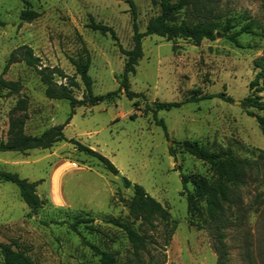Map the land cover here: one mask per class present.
<instances>
[{
	"label": "rangeland",
	"instance_id": "1",
	"mask_svg": "<svg viewBox=\"0 0 264 264\" xmlns=\"http://www.w3.org/2000/svg\"><path fill=\"white\" fill-rule=\"evenodd\" d=\"M133 2L137 28L142 32L159 12V0ZM219 9L235 21H241V13L246 12L255 21L256 31L264 29V0H219ZM28 10L37 14L31 20L26 18ZM191 14L188 9L178 17L193 20ZM91 20L113 28L116 40L90 28ZM237 39L240 47L221 36L198 43L144 36L142 56L127 76L128 89L135 97L128 99L122 89L96 105L75 107L62 130L66 140L48 149L0 152V170L29 181L41 180L36 193L45 200L35 214L28 215L16 186L0 180V242L14 241L36 264H98L99 256L86 242L116 252L117 261L129 264H217L220 243L225 264H264V156L260 154L264 134L247 112L264 116V110L241 104L257 71L254 59L264 57V34H241ZM21 45L31 47L41 67L58 68L68 76L54 74L57 83L75 82L71 89L77 99L86 100L84 86L70 58L89 57L94 95L114 91L124 64L119 45L123 49L133 46L129 7L124 0H0V78L21 85L18 93L7 94L6 88L0 91L2 139L8 111L20 96L28 100L25 132L31 135L65 123L70 111L67 100L45 96V85L33 67L16 61L4 71L8 56ZM219 92L232 100L210 98L157 111L168 138L145 110L154 102ZM260 95L264 101V92ZM69 139L107 157L122 177L142 186L169 211L170 225L165 228L156 223L147 232L149 242L138 257L131 254L124 232L105 222L108 217L132 221L125 206L132 190L95 158L78 151ZM185 139L200 142L208 151L227 149L253 162L246 183L234 190L230 206L223 204L221 230L208 216L204 201L198 203L199 213L186 212L185 196L179 194V171L208 181L214 175L208 163L172 143ZM171 146L174 157L168 152ZM187 189L193 191L191 181ZM82 218L92 219L90 226L81 223L73 231L70 223ZM132 226L137 229L139 221ZM0 264H4L1 253Z\"/></svg>",
	"mask_w": 264,
	"mask_h": 264
},
{
	"label": "trees",
	"instance_id": "2",
	"mask_svg": "<svg viewBox=\"0 0 264 264\" xmlns=\"http://www.w3.org/2000/svg\"><path fill=\"white\" fill-rule=\"evenodd\" d=\"M124 2L128 5L131 14L133 46L131 49H123L119 45V50L124 55V64L119 87L114 91L99 95L92 93V80L88 74V56L85 59L70 58L71 63L75 67V72L79 75L84 86V98L86 99L84 100L77 99L72 95L71 86L76 85L75 82L69 81L67 84L57 83L54 80V74L60 78H68V76L61 69L55 68L53 70L46 66L41 67L38 63L39 59L34 56L31 47L21 45L10 53L5 62L4 71L10 64L16 61H23L27 66L33 67L40 81L45 85V96L50 99L67 100L70 111L65 123L52 125L38 135H31L25 132L28 100L25 96H20L8 111L6 137L4 139L0 138V152L24 153L30 149H48L54 143L66 140L62 130L74 114L75 107L86 104L96 105L109 99L122 89L128 99L135 97L136 93L128 89L127 76L134 71L137 60L142 56L141 39L144 36L156 35L168 40L183 38L194 43L202 40L212 41L221 36L235 46L240 47L241 45L237 39L239 35L253 34L262 37L264 34V29L256 31L254 27L255 21L246 12L241 13V21H235V17L227 15V12H220L219 0H159V12L148 20L145 30L139 32L135 21L136 11L134 2L133 0H124ZM188 9H191L193 20L178 17L181 12L188 11ZM25 14L28 20L33 19L37 15L29 10ZM88 26L102 34L109 33L116 40L115 32L110 26L95 23L93 20H91ZM236 26L238 28L233 30ZM254 66L257 68V71L248 84V94L242 99L241 104L247 108L264 110V101L260 95V93L264 92V57L254 59ZM4 88L9 90L7 94H13L20 92L21 85L17 81H6L0 78V91ZM210 98H219L225 102L232 100L231 97L225 95L223 92L203 95L193 93L192 96L181 101L154 102L152 105H147L145 110L152 113L155 123L163 128L165 136L168 138L164 121L156 117L157 111L170 110L178 108L187 102H196ZM247 112L248 115L255 118L258 127L264 134V116L254 114L250 110ZM68 141L78 151L95 158L111 174L116 175L118 173L116 166L98 151L75 139H69ZM172 143L181 151L209 164L214 175L211 181L203 179L199 175H187L179 171L181 182L179 194L185 196L186 212L188 215L199 213L200 206L198 203L204 201L208 216L215 221L217 228L221 230L224 226L223 204L226 203L230 206L234 190L246 183V177L248 172L253 168V162L246 158H239L227 149L208 151L196 140L185 139L172 141ZM168 152L174 157V146L168 147ZM260 154L264 156V151L260 152ZM176 168H178L177 165ZM0 180L10 182L16 186L21 200L29 209L28 215L35 214L45 203V200L40 198L36 193V187L41 180L29 181L26 178H20L17 173L4 170H0ZM121 180L125 187L131 184L126 177H122ZM190 181L193 183V191L187 189V183ZM132 185V195L125 204L127 217L132 221L129 222L119 217H108L105 222L118 227L124 232L131 245V254L138 257L139 253L145 249L149 242L147 232L154 230L158 222L166 228L171 223V216L167 208L151 197L142 186L138 184ZM91 221L92 219L89 218L77 219L70 223V228L76 231L79 224L83 223L86 226H90L87 224ZM134 221H139L137 229L132 226V222ZM172 228L173 225L171 226ZM167 241L168 237H165V243ZM14 244V241L12 243L0 242V253L4 264H36L23 250L17 249V246ZM86 244L99 256L98 264H129V261H117L116 252L114 251L101 250L92 243L86 242ZM217 248L216 263L225 264L226 253L222 243Z\"/></svg>",
	"mask_w": 264,
	"mask_h": 264
},
{
	"label": "water",
	"instance_id": "3",
	"mask_svg": "<svg viewBox=\"0 0 264 264\" xmlns=\"http://www.w3.org/2000/svg\"><path fill=\"white\" fill-rule=\"evenodd\" d=\"M116 176L119 177L120 179H122V176H121L120 173H117ZM128 188L132 190V189H133V185L130 184V185L128 186Z\"/></svg>",
	"mask_w": 264,
	"mask_h": 264
}]
</instances>
